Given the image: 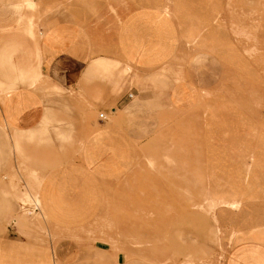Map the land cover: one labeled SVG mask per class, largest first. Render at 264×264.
<instances>
[{
    "label": "crops",
    "instance_id": "crops-1",
    "mask_svg": "<svg viewBox=\"0 0 264 264\" xmlns=\"http://www.w3.org/2000/svg\"><path fill=\"white\" fill-rule=\"evenodd\" d=\"M162 2L0 0V170L37 172L21 195L42 223L0 228V264H210L181 231L168 251L166 211L135 214L141 139L197 96L165 72L180 30ZM245 201L222 218V264H264V206Z\"/></svg>",
    "mask_w": 264,
    "mask_h": 264
},
{
    "label": "rangeland",
    "instance_id": "rangeland-1",
    "mask_svg": "<svg viewBox=\"0 0 264 264\" xmlns=\"http://www.w3.org/2000/svg\"><path fill=\"white\" fill-rule=\"evenodd\" d=\"M160 1L180 30L177 57L165 72L168 79L190 81L197 96L186 109L155 113L159 129L141 139L135 214L150 215L152 227L166 211L169 252H175L177 230L184 236V257L222 264L226 211L239 210L243 200L264 206V0ZM44 12L38 11L39 19ZM24 166L0 170L9 183V192L0 191L2 233L4 226L17 225L26 235L21 227L33 216L42 228L21 195L37 174Z\"/></svg>",
    "mask_w": 264,
    "mask_h": 264
},
{
    "label": "built area",
    "instance_id": "built-area-1",
    "mask_svg": "<svg viewBox=\"0 0 264 264\" xmlns=\"http://www.w3.org/2000/svg\"><path fill=\"white\" fill-rule=\"evenodd\" d=\"M98 116L102 117L103 116V112L102 111L98 112Z\"/></svg>",
    "mask_w": 264,
    "mask_h": 264
}]
</instances>
